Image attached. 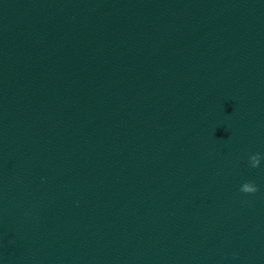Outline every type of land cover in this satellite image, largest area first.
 <instances>
[{
	"label": "water",
	"instance_id": "95a60500",
	"mask_svg": "<svg viewBox=\"0 0 264 264\" xmlns=\"http://www.w3.org/2000/svg\"><path fill=\"white\" fill-rule=\"evenodd\" d=\"M0 264H264V0H0Z\"/></svg>",
	"mask_w": 264,
	"mask_h": 264
},
{
	"label": "clouds",
	"instance_id": "9594fccd",
	"mask_svg": "<svg viewBox=\"0 0 264 264\" xmlns=\"http://www.w3.org/2000/svg\"><path fill=\"white\" fill-rule=\"evenodd\" d=\"M261 155L260 154H255L250 157V164L252 168H257L260 166L261 162ZM258 187L255 185L254 182H245L242 184L240 191L245 194H254L258 191Z\"/></svg>",
	"mask_w": 264,
	"mask_h": 264
}]
</instances>
